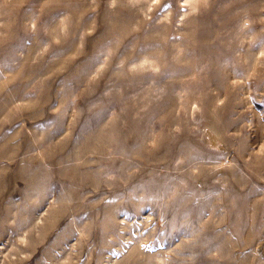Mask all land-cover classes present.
Masks as SVG:
<instances>
[{"label": "rangeland", "instance_id": "1", "mask_svg": "<svg viewBox=\"0 0 264 264\" xmlns=\"http://www.w3.org/2000/svg\"><path fill=\"white\" fill-rule=\"evenodd\" d=\"M0 264H264V0H0Z\"/></svg>", "mask_w": 264, "mask_h": 264}]
</instances>
